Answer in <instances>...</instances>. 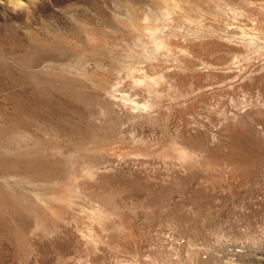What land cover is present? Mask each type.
I'll return each mask as SVG.
<instances>
[{
  "label": "rangeland",
  "instance_id": "1",
  "mask_svg": "<svg viewBox=\"0 0 264 264\" xmlns=\"http://www.w3.org/2000/svg\"><path fill=\"white\" fill-rule=\"evenodd\" d=\"M0 264H264V0H0Z\"/></svg>",
  "mask_w": 264,
  "mask_h": 264
}]
</instances>
